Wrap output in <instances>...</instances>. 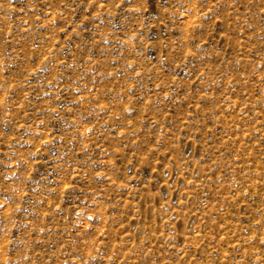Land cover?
I'll return each instance as SVG.
<instances>
[{
	"label": "rangeland",
	"instance_id": "374dc122",
	"mask_svg": "<svg viewBox=\"0 0 264 264\" xmlns=\"http://www.w3.org/2000/svg\"><path fill=\"white\" fill-rule=\"evenodd\" d=\"M0 264H264V0H0Z\"/></svg>",
	"mask_w": 264,
	"mask_h": 264
}]
</instances>
